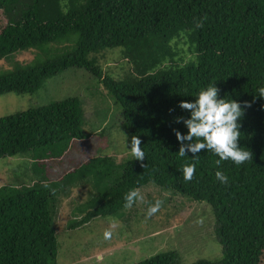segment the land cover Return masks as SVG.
I'll use <instances>...</instances> for the list:
<instances>
[{
  "label": "trees",
  "instance_id": "trees-1",
  "mask_svg": "<svg viewBox=\"0 0 264 264\" xmlns=\"http://www.w3.org/2000/svg\"><path fill=\"white\" fill-rule=\"evenodd\" d=\"M107 52L112 65L104 68L98 58ZM70 67L92 73L115 98L121 128L129 141L138 136L145 160L93 153L78 96L0 116V160L28 158L27 177L12 174L13 182L0 186V264H58L54 204L58 191L76 181L94 192L74 209L81 217L65 223L69 239L97 218H113L119 226L105 227L115 233L125 227V194L152 183L207 209L221 253L204 250L185 263L171 249L132 264H264V99L257 92L264 86V0H0V97L32 94ZM210 84L218 98L250 103L238 121V144L252 161L217 166L210 151L201 150L198 161L190 152L178 155L173 129L188 130L175 118L190 116L178 105ZM190 163L196 172L186 182L181 168Z\"/></svg>",
  "mask_w": 264,
  "mask_h": 264
},
{
  "label": "rangeland",
  "instance_id": "rangeland-1",
  "mask_svg": "<svg viewBox=\"0 0 264 264\" xmlns=\"http://www.w3.org/2000/svg\"><path fill=\"white\" fill-rule=\"evenodd\" d=\"M116 50L109 49L112 52ZM25 55L28 60L33 57L30 54ZM112 56L108 52L104 56L99 55L98 59L104 68L112 65L108 59ZM69 96H78L83 100V122L91 127L88 131H91L90 138L94 139L93 141L89 138L92 141L91 151L97 153V150L101 149L109 153L114 150L117 152V158L113 157L116 160L130 159L132 156L126 148L130 141L128 139L125 143L127 133L121 128L123 125L118 102L112 95L102 90L92 73L81 68L70 67L58 75L47 78L44 85L32 94L15 95L12 99L7 96L0 97V116L48 104ZM86 151L91 154L90 150ZM109 155L112 154L109 153ZM17 156L0 160V186L13 182L12 174L19 176L18 179L22 180L27 177L28 158L23 157L21 161ZM89 180L94 183V178L89 177ZM104 182L108 181L104 179ZM14 183L19 184L20 182ZM139 191L144 196L145 202L138 201L127 209L120 217L125 227H120L116 233L112 229L109 230L112 232L110 239L104 237L105 225L115 222L110 217L103 222L101 221L103 218L93 220L89 225L90 229L79 232L76 229L71 230L69 239L66 232L68 230L64 231L65 223L72 217H81V214L75 212L74 209L85 201L87 193L88 196L91 195L94 189L89 183H79V181L64 185L58 191L54 204L55 225L60 243L57 263L132 264L150 254L171 249L179 252L182 261L189 263L202 256L204 250L213 256L221 253L220 245L212 242L215 239L213 220L206 208L189 199L182 202V195L173 194L172 191L162 189L152 183L140 187ZM157 199L163 201L162 207L155 215L148 218L146 215L148 204H154ZM194 211H200L202 215L194 216ZM178 215L180 216L179 221L177 220ZM138 217L147 218L153 225L138 223ZM198 220L201 223H197ZM167 221L169 222L166 223ZM158 227L162 228L156 231ZM122 238L124 240L134 238L135 241L108 249V245L115 244ZM66 245L71 248L65 250Z\"/></svg>",
  "mask_w": 264,
  "mask_h": 264
},
{
  "label": "clouds",
  "instance_id": "clouds-1",
  "mask_svg": "<svg viewBox=\"0 0 264 264\" xmlns=\"http://www.w3.org/2000/svg\"><path fill=\"white\" fill-rule=\"evenodd\" d=\"M197 28L203 27L201 20L195 21ZM258 96L264 99V86L259 87ZM219 89L210 84L207 88H201L193 102L181 101L179 108L190 113L189 118L176 117L175 122L183 123L187 128V134L183 135L180 131L173 129L177 141L180 142L178 155L185 157L186 152L193 154L192 158L198 161V153L201 150L212 152L219 159L215 161L219 166L222 161H232L235 165H241L246 161H252V153L239 146L238 141L241 137L238 122L243 116L244 108L250 107V103L245 101L243 107L241 103L226 99L218 98ZM128 137L125 135V143ZM129 154L136 161H144L145 153L141 147V140L138 136L133 135L130 139V144L126 145ZM145 165L142 164V167ZM183 179L191 181L196 172V164L190 163L182 166ZM216 179L221 184L228 183V177L217 170L215 172ZM125 208H131L137 201L144 203L145 198L140 193L139 189H130L124 196ZM163 201L157 199L154 204H148L147 217L151 218L162 207ZM201 223V221H197ZM119 225L113 223L110 225L112 229ZM112 232L106 230L104 233L105 239H110Z\"/></svg>",
  "mask_w": 264,
  "mask_h": 264
}]
</instances>
